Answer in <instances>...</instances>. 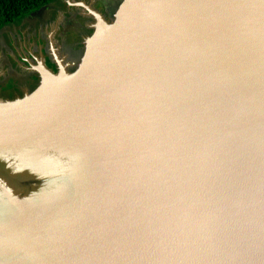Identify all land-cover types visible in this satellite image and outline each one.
<instances>
[{
	"label": "water",
	"instance_id": "1",
	"mask_svg": "<svg viewBox=\"0 0 264 264\" xmlns=\"http://www.w3.org/2000/svg\"><path fill=\"white\" fill-rule=\"evenodd\" d=\"M218 1L123 0L110 23L97 16L73 72L44 69L31 93L0 102V151L30 161L54 149L89 158L73 190L61 195L62 210H34L35 225L24 230L0 224V261L259 264L264 96L257 92L264 68L250 67L248 48L240 49L248 37L213 11ZM208 37L212 60L199 43ZM228 51L259 81L231 79ZM255 83L262 87H246ZM74 121L86 135L90 126L104 127L98 134L113 136L112 146L99 148L95 138L85 148L59 142L61 126L70 130ZM99 195L106 205L90 211ZM54 224L59 229L48 232ZM72 245L78 248L71 255L63 252Z\"/></svg>",
	"mask_w": 264,
	"mask_h": 264
},
{
	"label": "rangeland",
	"instance_id": "2",
	"mask_svg": "<svg viewBox=\"0 0 264 264\" xmlns=\"http://www.w3.org/2000/svg\"><path fill=\"white\" fill-rule=\"evenodd\" d=\"M122 1H54L21 21L0 28V88L13 86L11 90L9 87L0 89V102L31 93L41 84L44 69L53 72L54 76L62 71L73 72L83 58L88 39L96 30L97 16L110 23ZM68 126L70 130L61 126L59 142L65 141L69 146L80 143L85 148L91 141L86 130L78 127L76 121ZM103 130L106 129L103 127ZM83 153L76 155L68 150L62 154L59 149L45 150L30 161L25 154L0 151V224L14 223L24 230L35 225L34 210L44 211L55 205L62 210L63 206H58L61 195L68 189L69 193L73 190L77 183H73L74 178L80 174L82 165L89 162V158L86 161L88 155ZM4 190L13 202L8 200ZM14 206L18 207L19 213L14 211L10 215L8 211ZM25 260L28 262L25 264H32V258ZM0 264L4 263L0 261Z\"/></svg>",
	"mask_w": 264,
	"mask_h": 264
},
{
	"label": "bare ground",
	"instance_id": "3",
	"mask_svg": "<svg viewBox=\"0 0 264 264\" xmlns=\"http://www.w3.org/2000/svg\"><path fill=\"white\" fill-rule=\"evenodd\" d=\"M227 1V4H226ZM222 4L224 6H222ZM262 1L260 0H220L217 3H214V10L216 12H222L219 13L221 15V18L224 20V22L228 25H232L234 32L235 33H239V37H248V40L244 43L241 42V45L243 44V46H240V49L243 50L245 47L248 48V52L249 56H248V60H246L248 62V64L250 65L251 68L258 70V67L260 68H264V45L262 47V49H260L261 43L264 40V35H257L259 33V30L264 29V6H262ZM264 31V30H262ZM250 35V37H249ZM250 38V39H249ZM218 40V39H217ZM199 43L201 45L204 46V54L212 60L213 57V53H212V48L215 46L214 43V39H212V37H208V38H203V40L201 39V41H199ZM218 47V46H217ZM222 49V47L220 46V49H216L214 48V52H216L218 54V52H220ZM234 49V48H233ZM236 52L237 50L234 49ZM238 53V52H237ZM226 57L228 58L227 62H228V66L227 70H228V74L230 76L231 79H236L238 81H244V82H252V80L254 79L255 82H258L259 80L257 79V77H254L253 79L251 77L253 76H247L245 74L244 71V64L243 61L241 59V56L239 54H233L232 52H227L226 53ZM212 66V63H211ZM254 70V71H255ZM254 85L256 86H260L262 87L261 83H255L253 85H247L246 87H254ZM244 87L245 89H248ZM223 89L225 88L224 86L222 87ZM261 95L264 96V89H262L260 92ZM253 97H255V94L253 95ZM259 108L261 111H263L264 113V103L260 100L259 101ZM91 131L87 132V136L90 138H95L97 139V144L99 148H107V147H111L112 146V137L109 135H101L98 134V132L101 133V131H103L102 127H99L97 130L93 129L91 126L89 128ZM97 131V132H96ZM127 137H125V141H127V143L129 141H132V134L131 135H126ZM240 137V136H239ZM122 143V141H121ZM116 147H120L117 145L116 143ZM95 186H90L89 189L94 188ZM95 189H97L95 187ZM108 191V190H107ZM124 196H126V193H124ZM104 195V194H103ZM11 195H8V200L10 199ZM12 198V197H11ZM262 202V206H264V200H261ZM93 206L90 205L89 206V210L91 211V209L94 212H97L100 210V207L102 208L103 206H105V196H101L99 195L98 197H95V199L92 201ZM91 203V204H92ZM96 206V207H95ZM88 207V205H87ZM260 211L264 212V207L262 209H260ZM82 214V213H81ZM85 215V214H84ZM17 216H19V214H17ZM14 220L16 219V215L15 217H13ZM59 224V222H58ZM12 226V225H11ZM45 228V227H43ZM76 228H79L78 226ZM59 229L58 225L54 224L53 226H51V228L49 230H47L48 232H56L55 230ZM60 232V231H59ZM51 235V233H50ZM57 235V234H56ZM50 237H53L52 235ZM59 237V236H56ZM46 239V243L48 241H50L48 238H44ZM88 240H92L91 237H89ZM87 239L85 237H83L82 240H80V243H86ZM45 242V240H44ZM84 243V244H85ZM48 244V243H47ZM69 249L63 251L65 253H68L69 255H71L70 253H73L74 251L71 250H76L78 247L76 246H70L68 247ZM258 263L259 264H264V252L258 257ZM35 264H46L45 261L41 258V260L39 262H36ZM54 264H64V261L60 262H55Z\"/></svg>",
	"mask_w": 264,
	"mask_h": 264
},
{
	"label": "trees",
	"instance_id": "4",
	"mask_svg": "<svg viewBox=\"0 0 264 264\" xmlns=\"http://www.w3.org/2000/svg\"><path fill=\"white\" fill-rule=\"evenodd\" d=\"M54 1L59 0H0V28L19 22ZM33 80L37 81V77L33 76ZM8 87L5 86L3 89L11 90L13 86L9 85Z\"/></svg>",
	"mask_w": 264,
	"mask_h": 264
},
{
	"label": "flooded vegetation",
	"instance_id": "5",
	"mask_svg": "<svg viewBox=\"0 0 264 264\" xmlns=\"http://www.w3.org/2000/svg\"><path fill=\"white\" fill-rule=\"evenodd\" d=\"M39 57V56H38ZM3 87V86H2ZM0 89H2V90H4L3 88H0Z\"/></svg>",
	"mask_w": 264,
	"mask_h": 264
}]
</instances>
